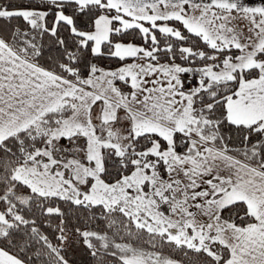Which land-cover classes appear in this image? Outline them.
Listing matches in <instances>:
<instances>
[{
    "label": "snow or ice",
    "instance_id": "obj_1",
    "mask_svg": "<svg viewBox=\"0 0 264 264\" xmlns=\"http://www.w3.org/2000/svg\"><path fill=\"white\" fill-rule=\"evenodd\" d=\"M0 264H264V0L0 2Z\"/></svg>",
    "mask_w": 264,
    "mask_h": 264
},
{
    "label": "trees",
    "instance_id": "obj_2",
    "mask_svg": "<svg viewBox=\"0 0 264 264\" xmlns=\"http://www.w3.org/2000/svg\"><path fill=\"white\" fill-rule=\"evenodd\" d=\"M0 2H4V0H0Z\"/></svg>",
    "mask_w": 264,
    "mask_h": 264
},
{
    "label": "crops",
    "instance_id": "obj_3",
    "mask_svg": "<svg viewBox=\"0 0 264 264\" xmlns=\"http://www.w3.org/2000/svg\"><path fill=\"white\" fill-rule=\"evenodd\" d=\"M257 2H258V0H257Z\"/></svg>",
    "mask_w": 264,
    "mask_h": 264
}]
</instances>
